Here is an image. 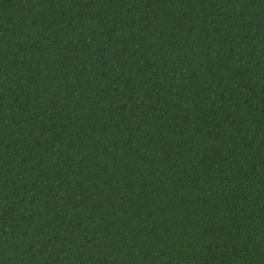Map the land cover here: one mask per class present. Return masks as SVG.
Returning <instances> with one entry per match:
<instances>
[{"label": "trees", "instance_id": "trees-1", "mask_svg": "<svg viewBox=\"0 0 264 264\" xmlns=\"http://www.w3.org/2000/svg\"><path fill=\"white\" fill-rule=\"evenodd\" d=\"M0 264H264V0H0Z\"/></svg>", "mask_w": 264, "mask_h": 264}]
</instances>
